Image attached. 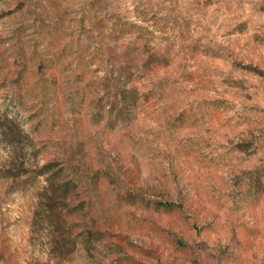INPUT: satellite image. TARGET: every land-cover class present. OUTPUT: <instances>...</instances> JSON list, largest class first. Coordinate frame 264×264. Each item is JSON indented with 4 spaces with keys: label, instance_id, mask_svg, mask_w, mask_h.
<instances>
[{
    "label": "rangeland",
    "instance_id": "374dc122",
    "mask_svg": "<svg viewBox=\"0 0 264 264\" xmlns=\"http://www.w3.org/2000/svg\"><path fill=\"white\" fill-rule=\"evenodd\" d=\"M0 264H264V0H0Z\"/></svg>",
    "mask_w": 264,
    "mask_h": 264
}]
</instances>
